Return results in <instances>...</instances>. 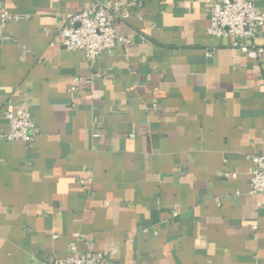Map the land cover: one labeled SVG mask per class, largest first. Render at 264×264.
I'll return each instance as SVG.
<instances>
[{
	"label": "crops",
	"instance_id": "0c3cea01",
	"mask_svg": "<svg viewBox=\"0 0 264 264\" xmlns=\"http://www.w3.org/2000/svg\"><path fill=\"white\" fill-rule=\"evenodd\" d=\"M106 1L140 3L114 20L127 41L93 61L65 50L68 18ZM0 4L17 16L0 30V109L36 124L30 144L0 138V264H49L72 245L112 264H264V196L248 192L264 29L241 39L262 48L250 58L208 35V0Z\"/></svg>",
	"mask_w": 264,
	"mask_h": 264
},
{
	"label": "built area",
	"instance_id": "2783aa9c",
	"mask_svg": "<svg viewBox=\"0 0 264 264\" xmlns=\"http://www.w3.org/2000/svg\"><path fill=\"white\" fill-rule=\"evenodd\" d=\"M140 6V3L95 2L72 14L60 30L58 37L67 51H81L87 60L93 61L114 46L120 37L114 27V20L122 7ZM210 36L228 37L232 46L250 58H256L262 51L259 46L241 42L245 36L254 38L264 29V15L259 13L253 0H208ZM124 15V14H123ZM125 16V15H124ZM17 19L15 14L4 10L0 4V30ZM8 123V131L0 132V138L20 140L30 144L34 140L36 124L27 108L17 105L13 108L0 109ZM252 170L249 181V194L264 196V155L251 158ZM230 176L229 172L224 173ZM83 180L82 182H87ZM49 264H112L100 253L80 251L75 245L69 247L64 258L52 260Z\"/></svg>",
	"mask_w": 264,
	"mask_h": 264
}]
</instances>
